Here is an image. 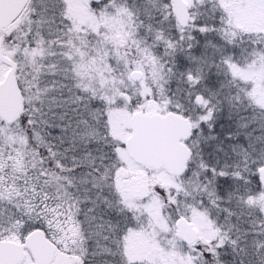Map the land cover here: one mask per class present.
<instances>
[{
	"label": "snow or ice",
	"instance_id": "obj_1",
	"mask_svg": "<svg viewBox=\"0 0 264 264\" xmlns=\"http://www.w3.org/2000/svg\"><path fill=\"white\" fill-rule=\"evenodd\" d=\"M0 264H264V0H0Z\"/></svg>",
	"mask_w": 264,
	"mask_h": 264
}]
</instances>
